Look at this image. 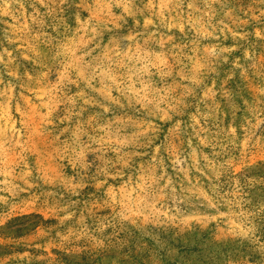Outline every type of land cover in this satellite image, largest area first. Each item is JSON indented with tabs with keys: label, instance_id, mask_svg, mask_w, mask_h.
<instances>
[{
	"label": "rangeland",
	"instance_id": "374dc122",
	"mask_svg": "<svg viewBox=\"0 0 264 264\" xmlns=\"http://www.w3.org/2000/svg\"><path fill=\"white\" fill-rule=\"evenodd\" d=\"M0 264H264V0H0Z\"/></svg>",
	"mask_w": 264,
	"mask_h": 264
}]
</instances>
